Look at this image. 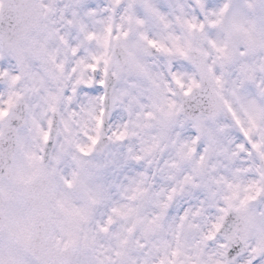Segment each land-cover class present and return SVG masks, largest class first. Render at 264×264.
Segmentation results:
<instances>
[{"label":"snow or ice","instance_id":"1","mask_svg":"<svg viewBox=\"0 0 264 264\" xmlns=\"http://www.w3.org/2000/svg\"><path fill=\"white\" fill-rule=\"evenodd\" d=\"M0 264H264V0H0Z\"/></svg>","mask_w":264,"mask_h":264}]
</instances>
